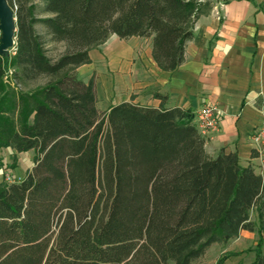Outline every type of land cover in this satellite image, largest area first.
<instances>
[{
  "label": "trees",
  "instance_id": "1",
  "mask_svg": "<svg viewBox=\"0 0 264 264\" xmlns=\"http://www.w3.org/2000/svg\"><path fill=\"white\" fill-rule=\"evenodd\" d=\"M7 1L17 30L0 54V146L34 156L0 183V264H194L254 231V210L264 238V174L236 151L210 155L190 110L126 101L101 112L94 79L75 70L111 34L152 36L158 66L176 69L209 2L43 0L38 17L32 0ZM36 23L63 43L55 58Z\"/></svg>",
  "mask_w": 264,
  "mask_h": 264
},
{
  "label": "crops",
  "instance_id": "2",
  "mask_svg": "<svg viewBox=\"0 0 264 264\" xmlns=\"http://www.w3.org/2000/svg\"><path fill=\"white\" fill-rule=\"evenodd\" d=\"M88 53L90 61L75 70L84 82L94 79L101 112L126 101L179 107L190 110L197 124L202 106L218 104L219 126L204 136L206 151H236L242 165L264 174V145L257 147L251 138L264 111V0L210 1L174 70H163L154 60L152 36L111 34Z\"/></svg>",
  "mask_w": 264,
  "mask_h": 264
},
{
  "label": "rangeland",
  "instance_id": "3",
  "mask_svg": "<svg viewBox=\"0 0 264 264\" xmlns=\"http://www.w3.org/2000/svg\"><path fill=\"white\" fill-rule=\"evenodd\" d=\"M201 2H214L216 0H199ZM226 1V0H221ZM35 5V15L38 17L45 16L43 12V0H32ZM16 8V7H15ZM203 8H206L203 5ZM36 31L42 35L45 40V49L47 55L55 58L63 51V43L49 41L48 35L42 24H35ZM95 47V46H94ZM14 48L9 49V54L13 53ZM12 69L8 68L5 79L10 80ZM45 79L37 83L44 82ZM37 83H32L24 88H33ZM34 151L28 150L17 152L10 146H0V183H11L6 180L9 175L13 181L20 180L25 172L33 165ZM251 218L255 221V230L246 232L244 235L239 234L227 243H213L202 255L194 261V264H257L259 258L257 251L264 254V238L259 231V220L256 211H252Z\"/></svg>",
  "mask_w": 264,
  "mask_h": 264
},
{
  "label": "built area",
  "instance_id": "4",
  "mask_svg": "<svg viewBox=\"0 0 264 264\" xmlns=\"http://www.w3.org/2000/svg\"><path fill=\"white\" fill-rule=\"evenodd\" d=\"M262 101H263L262 103H264V100ZM220 113H221V109L218 104H206L198 110L196 114V121H197L196 125L199 132L203 136L207 135L209 132L217 130L219 126ZM251 138H252V142L257 147H261L264 145V111H263V118L261 124L254 131ZM6 180L8 182H14L9 175L6 176Z\"/></svg>",
  "mask_w": 264,
  "mask_h": 264
},
{
  "label": "water",
  "instance_id": "5",
  "mask_svg": "<svg viewBox=\"0 0 264 264\" xmlns=\"http://www.w3.org/2000/svg\"><path fill=\"white\" fill-rule=\"evenodd\" d=\"M16 16L7 0H0V54H8L16 43Z\"/></svg>",
  "mask_w": 264,
  "mask_h": 264
}]
</instances>
